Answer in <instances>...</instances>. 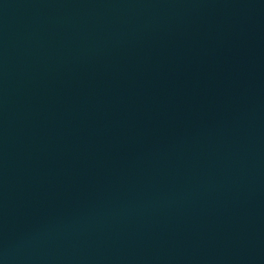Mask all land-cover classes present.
<instances>
[{"label": "water", "instance_id": "obj_1", "mask_svg": "<svg viewBox=\"0 0 264 264\" xmlns=\"http://www.w3.org/2000/svg\"><path fill=\"white\" fill-rule=\"evenodd\" d=\"M0 264H264V0H0Z\"/></svg>", "mask_w": 264, "mask_h": 264}]
</instances>
